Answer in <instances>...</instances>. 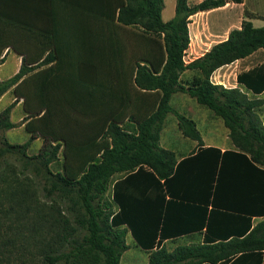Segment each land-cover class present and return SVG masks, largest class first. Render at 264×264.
<instances>
[{"label": "trees", "instance_id": "trees-1", "mask_svg": "<svg viewBox=\"0 0 264 264\" xmlns=\"http://www.w3.org/2000/svg\"><path fill=\"white\" fill-rule=\"evenodd\" d=\"M104 3L106 22L139 31L138 46L132 52L135 61L124 62L126 55L122 49L116 53L121 57L120 64L113 67L119 78L113 86L119 95L114 97L118 112L117 107L111 112L113 109L106 102L109 113L103 112V101L97 97L100 92L97 89L103 88L99 77L103 70L112 69L110 65L87 68V97L76 90L71 91V97L66 96L70 84L59 78L46 81L42 86L45 93L33 97V73L56 56H47L35 66L26 65L23 59L18 73L0 80V98L8 91L15 96V101L0 113V130L17 127L10 114L22 99L25 114L22 125L29 135L22 145L3 141L0 157L12 153L26 159L23 163L26 171L34 166L32 161L38 160L41 174L49 184L45 191L49 196L56 193L67 205L66 210L57 212L58 217L49 228L45 223L37 228L36 224L29 225L23 217L19 218L18 209L23 205L18 190L0 189V264L3 261L9 264L12 256L28 253L32 247L38 250L40 264H120L128 249V234L136 247L148 254L147 264H229L236 256L250 257L254 264H261L264 221L253 224L250 216L234 212L211 211L201 243L178 246L172 251L166 249L163 241L177 236L167 233L160 224L171 216L175 203L164 204L165 195L161 191L165 187L175 195L171 184L178 181L181 173H188V162L193 158L178 164L176 153L160 146V134L168 115H173L182 136L196 141L199 147L203 145L196 123L170 104L175 94L185 93L221 119L227 129L234 151L223 152L224 161L227 156L233 157L238 172L248 169L264 175L261 120L264 99L249 98L238 88L225 89L210 82L216 70L264 50V27L255 28L246 13L248 20L239 30H232L226 41L186 65L183 57L189 45V17L222 7L224 0H203L193 6L187 0H176L174 17L167 22L161 18L163 0H104ZM2 8L0 2V66L6 48L18 53L12 36L2 33V18L7 17ZM60 70L59 66L48 69L55 74ZM187 71L194 75L187 78ZM244 87L254 96L264 91L255 86ZM52 88L66 91L46 92ZM99 110L104 114L97 113ZM37 138H42L43 146L37 155L28 157L27 151ZM60 152V169L53 171L51 165L58 162ZM207 152L203 154L211 155H204L208 156L205 160L210 165L216 164L220 151L208 148ZM115 176L121 179L112 182ZM16 180L11 178L14 184ZM216 186L218 192L225 190V185L219 186V179ZM146 193L150 198L148 195L145 200ZM25 207L23 213L27 214L30 206ZM201 216L204 218V213ZM71 221L76 227L71 226ZM3 225L7 231L2 230Z\"/></svg>", "mask_w": 264, "mask_h": 264}, {"label": "crops", "instance_id": "crops-1", "mask_svg": "<svg viewBox=\"0 0 264 264\" xmlns=\"http://www.w3.org/2000/svg\"><path fill=\"white\" fill-rule=\"evenodd\" d=\"M202 1L187 0L189 6L197 5ZM224 1L225 4L222 7L198 12L189 17L187 25L189 45L186 50L188 63L203 57L212 46L226 41L232 30H239L242 23L248 20L245 17L246 13L250 15V22L255 28L264 27V0ZM0 2L7 16L2 18L1 30L3 32H1L12 36L18 50V53H15L8 47L3 52L2 56H5V60L2 67L8 58H12L13 66L8 71L5 80L18 73L23 59L26 65L35 66L47 56L51 58L56 56L46 67L33 73L31 82L33 97L36 98L39 93H45L42 86L46 81L51 82L58 78L67 80L70 84L67 87L66 96L71 97V91L76 90L83 91L86 93L83 96L87 97L86 86L88 85L86 83L89 82L86 76L87 68L92 65H100L104 68L110 65L112 69L103 70L99 77L103 88L97 89L100 90L97 97L103 101V112L109 113L107 106L113 109L111 112H114L117 107L118 112L119 105L114 103L116 92L113 86L118 83L119 78L115 76L113 67L117 65L116 63L120 64L121 57L116 53L122 49L126 55L123 58L124 62L135 61L132 58V52L138 46L136 36L139 33L138 30L121 28L106 22L103 9L104 0H0ZM167 2L172 3L168 8H166ZM163 3L161 18L163 22H167L174 17L176 0H163ZM7 18L17 21H8ZM144 45L146 47V42ZM57 51L58 55H55ZM54 66L61 68L58 74L48 71ZM118 71L119 69L117 74ZM193 75V72L185 73L187 78ZM213 77L218 86L225 89L238 88L249 98L264 99V91L254 96L244 87L247 85L249 88L253 86L257 89L264 88V50H258L243 60L216 70ZM63 90L52 88L47 89L46 92L66 91ZM118 97L119 95L116 94V98ZM20 106H22V99L12 109L10 120ZM99 111L97 113L104 114L101 110ZM176 111L192 119L199 133L200 128L210 130L211 121L201 127L194 117H190L188 112L191 110L186 106ZM166 120L160 134V146L175 152L178 164L190 157L193 160L188 162L190 165L186 170L188 173H181L178 181L171 184L172 189L175 187V195L170 194L167 188H162L161 193L165 195L164 204L168 201L175 204L169 213L171 216H166L165 221H161L160 227H163L167 233L177 236L174 240L168 239L163 242L173 244L183 241L185 242L183 245L201 243L205 234L204 225L211 211L220 210L250 216L253 224L264 221V175L248 169L238 172L233 157L227 156L224 161L221 154L225 151H234L227 129L225 128L226 133L222 144L212 142L213 139L208 138L209 134L200 133L203 145L199 147L196 141L184 138L178 127L181 142H162L161 135L165 131ZM261 120L264 123V114L261 115ZM208 148H217L220 151V156H216L218 162L214 165H210L205 160L208 156L204 155H211L203 154L208 153ZM210 167L214 168L210 169ZM217 178L219 186L225 185V190L219 189L218 192ZM120 179L119 177L114 181ZM148 195L149 193L145 194V200ZM201 208L204 212L200 210ZM202 213H204V218L201 216ZM250 263H253V258L236 256L229 264ZM261 264H264V251H262Z\"/></svg>", "mask_w": 264, "mask_h": 264}, {"label": "rangeland", "instance_id": "rangeland-1", "mask_svg": "<svg viewBox=\"0 0 264 264\" xmlns=\"http://www.w3.org/2000/svg\"><path fill=\"white\" fill-rule=\"evenodd\" d=\"M193 1V0H191ZM171 2V1H170ZM167 2L166 8L172 3ZM168 12V9H167ZM7 40V39H6ZM12 58H8L5 62V65L0 66V80H5L8 71L12 69ZM15 101V96L8 91L0 98V113L10 104ZM19 102V101H18ZM17 102V103H18ZM171 106L175 110H181L182 106H186V108L190 109L189 111L190 117H194L201 125V127L205 126L208 121H211L210 130H206L205 128H200L199 131L202 134H209L208 139L212 142L222 144V140L224 138V134L226 133V129L221 121V119L215 117L208 109L202 107L200 105H196L195 101L191 99L184 93H177L173 96L171 102ZM16 112V111H15ZM18 113V114H17ZM17 113L11 119L17 127L11 130H0V154L2 153L1 149H4V142L11 145H22L24 144L29 135L24 130V126L22 125L23 118L25 117L22 106L17 109ZM21 116H18V115ZM177 121L173 115H168L165 131H163L161 137L162 142H181V136L178 133L177 129ZM210 126V125H209ZM204 129V130H203ZM218 139V142H217ZM229 145V142H227ZM43 146L42 138H37L33 141L27 151V156L32 157L39 153ZM231 146V145H229ZM61 152L58 155V162H55L51 165V169L53 171L59 170L61 165ZM26 159L20 158L19 156L12 153H5L0 157V189H6L10 187H15L18 190L19 200L22 201L21 207H19L18 211L20 213L19 218H22L29 222V225L36 224L38 228L42 223H45L47 228L50 227L51 223H53L54 218H57V212L61 210H66V203L61 202L57 196V194H53L49 196L45 191V188L49 187V184L46 183V179L43 174H41V167L38 164V160L32 161L34 166L30 167L28 171L24 170L25 167L23 165ZM36 164V165H35ZM24 170V171H23ZM23 172L24 175L21 173ZM11 178H17L15 184L11 181ZM119 178V176H115L112 179V182ZM18 182V184H17ZM10 191H12L10 189ZM111 197V188L106 194V198L110 199ZM6 207H8V203L5 202ZM29 205V212L27 214L23 213L25 211V206ZM2 218V216H0ZM71 226L76 227L75 224L71 221ZM2 230L7 231L6 226L3 225ZM28 235V232L26 233ZM35 234V233H34ZM82 234L81 232L76 236ZM9 235H12V233ZM39 231L35 234L36 239L38 238ZM24 238V237H22ZM25 240L30 238H24ZM35 239V238H34ZM185 242H177V243H167L166 249L169 251L174 250L178 246H183ZM0 245L1 242H0ZM126 245L128 249L122 254L120 264H147L148 263V254L142 252L138 247H136L134 241L128 235L126 237ZM40 259L38 255V250L35 247H32L30 251L21 252L20 256L17 255L12 256L9 264H40ZM5 261L2 262L4 264Z\"/></svg>", "mask_w": 264, "mask_h": 264}, {"label": "built area", "instance_id": "built-area-1", "mask_svg": "<svg viewBox=\"0 0 264 264\" xmlns=\"http://www.w3.org/2000/svg\"><path fill=\"white\" fill-rule=\"evenodd\" d=\"M186 52H185V54H184V57H183V60H184V63L187 65V64H189L188 63V60L186 59ZM214 74V73H213ZM213 74L211 75V77H210V82L212 83V84H214V85H216L217 83L215 82V79H214V77H213Z\"/></svg>", "mask_w": 264, "mask_h": 264}]
</instances>
